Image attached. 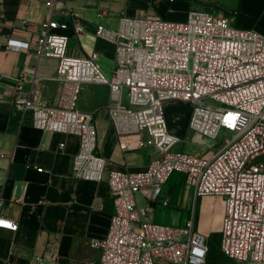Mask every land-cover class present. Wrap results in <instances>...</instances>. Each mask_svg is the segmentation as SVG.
<instances>
[{
	"label": "built area",
	"instance_id": "built-area-1",
	"mask_svg": "<svg viewBox=\"0 0 264 264\" xmlns=\"http://www.w3.org/2000/svg\"><path fill=\"white\" fill-rule=\"evenodd\" d=\"M38 1L52 11L34 37L5 36L0 48L58 60L51 79L61 89L54 104L39 98L36 77H28L25 70L7 77L15 83L14 102L24 114L32 113L34 126L79 137L73 176L102 181L108 169V160L98 153L94 116L79 106L84 86L91 82L109 86L108 112L121 149L136 148L129 136H137V147L158 151L143 170L108 171L114 213L106 234L91 240L101 251V262H207V236L196 229L194 213L183 226L163 225L152 220V205L138 203L143 188L154 187L156 197L179 172L197 196L224 198L222 251L243 264H264V34L202 8L190 9L184 20L165 19L156 11L121 14L117 29L100 23L96 30L97 36L115 46L109 77L96 55L70 52V24L54 11L60 0ZM64 12L71 15L73 9L68 5ZM20 23L25 31L32 29L27 19ZM72 27L83 31L78 22ZM168 101L191 104L189 129L214 140L224 129L232 137L210 156L176 149L182 137L169 130L164 109ZM3 205L0 198V228L18 230L19 222L1 212ZM58 242L57 237L50 240L45 257L57 259Z\"/></svg>",
	"mask_w": 264,
	"mask_h": 264
},
{
	"label": "crops",
	"instance_id": "crops-1",
	"mask_svg": "<svg viewBox=\"0 0 264 264\" xmlns=\"http://www.w3.org/2000/svg\"><path fill=\"white\" fill-rule=\"evenodd\" d=\"M176 1L184 4L187 13L192 8L220 12L233 25L264 34V0L166 2L171 5ZM157 4L156 0H60L54 11L57 18L70 24L67 33L71 53L113 60L115 46L97 36V26L101 23L117 29L121 14L157 12ZM68 5L73 9L71 15L64 12ZM51 11L38 0H0V38L13 35L31 39ZM22 18L31 23L30 31L23 29ZM75 22L83 26L82 32L74 31ZM57 68L56 58H38L23 49L0 48V198L4 200L1 212L19 222L18 230L0 228V264H103L101 251L91 240L106 234L114 213L108 171L143 170L158 156L154 147H137V136H129L136 148L121 149L108 112L109 86L91 82L84 86L79 106L94 116L98 153L108 160V169L102 181L75 178L72 165L79 137L34 126L32 113L24 114L14 102L15 83L7 77L25 70L28 77H36L39 98L54 104L61 89L60 83L51 79ZM30 84L28 80L25 82L26 87ZM170 102L173 101L167 103ZM184 103L188 105L183 121L188 131L192 106ZM169 127L171 133L180 136L171 120ZM61 143L65 145L62 147ZM41 167L43 171L38 170ZM137 199L140 206L152 205V220L163 225L183 226L194 213L196 229L207 236L205 264H243L230 259L220 247L223 197L197 196L195 187L183 173L177 172L156 197L154 187L150 186L143 188ZM56 237L57 259L45 257L50 240ZM157 263L176 264L167 259H158Z\"/></svg>",
	"mask_w": 264,
	"mask_h": 264
},
{
	"label": "rangeland",
	"instance_id": "rangeland-1",
	"mask_svg": "<svg viewBox=\"0 0 264 264\" xmlns=\"http://www.w3.org/2000/svg\"><path fill=\"white\" fill-rule=\"evenodd\" d=\"M149 1V0H145ZM153 1V0H151ZM157 13L160 17L170 20H184L187 17V11L184 4L180 1L173 2L171 5L166 2L167 0H156ZM102 70L110 77L113 73L114 61L100 59ZM165 114L170 126V120L177 128L182 137V141L177 144L176 149L188 151L191 153H204L205 155H213L217 148L226 143L227 138H231L233 133L227 130H221L218 139H211L200 135L199 133L185 129L184 116L188 109V105L181 101H173L166 103L164 106ZM170 128V127H169ZM187 131V132H186Z\"/></svg>",
	"mask_w": 264,
	"mask_h": 264
}]
</instances>
